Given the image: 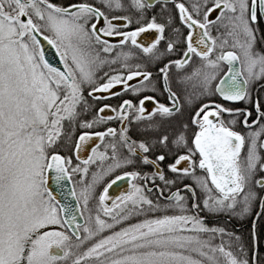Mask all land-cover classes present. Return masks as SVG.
Here are the masks:
<instances>
[{
  "label": "snow or ice",
  "instance_id": "1",
  "mask_svg": "<svg viewBox=\"0 0 264 264\" xmlns=\"http://www.w3.org/2000/svg\"><path fill=\"white\" fill-rule=\"evenodd\" d=\"M261 17L264 0H0V264H264L255 220L247 243L206 223L264 216Z\"/></svg>",
  "mask_w": 264,
  "mask_h": 264
},
{
  "label": "flooded vegetation",
  "instance_id": "2",
  "mask_svg": "<svg viewBox=\"0 0 264 264\" xmlns=\"http://www.w3.org/2000/svg\"><path fill=\"white\" fill-rule=\"evenodd\" d=\"M57 1H58V3H67L68 2V0H57ZM257 27L260 29L261 34H264V17H261L258 20ZM107 39H109L110 43H118L117 39H114V38H107ZM106 71L111 73L113 71V69L109 68L108 66H104L103 68L100 69V71L98 72V75H103V73ZM130 83L135 84V83H137V81H133ZM115 91L123 92V89L122 88L113 89V92H115ZM251 96H252L253 100L259 99L261 101V103L264 104V89H260L259 84H257L255 86V88L252 90ZM119 100H120L119 97L113 96L110 100H106V101L102 100V101L94 102V103H97L100 106H103V104H105V103L112 104L113 106H115L119 102ZM239 106L245 107L249 111L253 112V117L250 118V120H249V122L251 123L252 120L255 119V108H254L253 104H244L243 102H241V104ZM259 127H260V125L255 126L256 129H259ZM242 128H243V126L239 125L237 127V130L238 131L242 130ZM262 140H264V137H262ZM261 155L264 156V150H261ZM145 170L150 171V169H147V168ZM149 187H151L150 184H149ZM257 191H260V190L257 189ZM150 195H155V193H151ZM262 195H264V193H262ZM260 211L261 210H260L259 205L257 203L253 206L252 215H250L248 218L240 219L238 217L219 216L220 223H221L220 227H224L227 231H232L238 235H242L245 242L247 243L251 239V225H252V222L255 220L257 225H258L257 242L259 244L260 250L262 252H264V232H261L259 230V225L264 223V216H261L259 220H256V214L259 213ZM201 215L203 216L204 214L202 213ZM209 219L206 220V223L211 225V223L209 222ZM214 242L215 243L220 242L219 236L216 238V240Z\"/></svg>",
  "mask_w": 264,
  "mask_h": 264
},
{
  "label": "water",
  "instance_id": "3",
  "mask_svg": "<svg viewBox=\"0 0 264 264\" xmlns=\"http://www.w3.org/2000/svg\"><path fill=\"white\" fill-rule=\"evenodd\" d=\"M43 47L45 50L46 58L49 60V62L58 68H63V65L60 63L59 56L56 55V50L52 48L50 45L47 44V42L43 43ZM82 155H89V151H85L81 153ZM55 187V185H53ZM129 190L128 184L126 181H120L118 182V185L114 186L112 189H110V196L115 198L118 195H122L126 193ZM111 202V201H110ZM109 202V203H110Z\"/></svg>",
  "mask_w": 264,
  "mask_h": 264
},
{
  "label": "trees",
  "instance_id": "4",
  "mask_svg": "<svg viewBox=\"0 0 264 264\" xmlns=\"http://www.w3.org/2000/svg\"><path fill=\"white\" fill-rule=\"evenodd\" d=\"M52 2H54V3H58V1L57 0H52ZM145 170V169H144ZM146 171V170H145ZM153 199H155V195H150ZM209 222L211 223V225L210 226H218V227H220L221 225V223H220V219H219V217H211L210 219H209ZM218 237V236H217Z\"/></svg>",
  "mask_w": 264,
  "mask_h": 264
}]
</instances>
